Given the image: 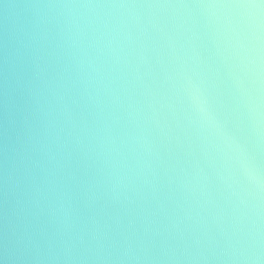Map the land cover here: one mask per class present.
<instances>
[{"label": "water", "instance_id": "95a60500", "mask_svg": "<svg viewBox=\"0 0 264 264\" xmlns=\"http://www.w3.org/2000/svg\"><path fill=\"white\" fill-rule=\"evenodd\" d=\"M45 3L159 7L70 18ZM248 4L264 13L0 0V264H243L233 245L264 235Z\"/></svg>", "mask_w": 264, "mask_h": 264}, {"label": "clouds", "instance_id": "9594fccd", "mask_svg": "<svg viewBox=\"0 0 264 264\" xmlns=\"http://www.w3.org/2000/svg\"><path fill=\"white\" fill-rule=\"evenodd\" d=\"M264 4V0H261ZM41 11L54 12L59 10L61 15H66L70 18L79 17H95L99 18L105 15H115L120 9L127 10L129 13L137 7H159L156 5H134V4H76V3H63L53 4L45 3L37 6ZM207 7L214 8L217 10L229 9L237 7L236 5L228 4H213ZM243 7L252 9L250 14L248 27L250 30V47L249 56L250 64L252 66L253 74L256 77L257 83L260 85V91L264 92V13L258 10L259 6L256 4H248ZM123 15L124 13H119ZM197 105L196 113L197 120L201 128H215L217 122L213 113L211 101L208 97L199 93L197 90ZM251 119L253 121L254 128L257 135L264 137V111H261L259 103H253L251 109ZM233 151L243 155V147L236 141L232 142L231 145ZM253 243L247 248L243 246V242L237 241L240 246L233 245L232 253L228 256V259L233 261H242L243 264H261L264 261V235H253Z\"/></svg>", "mask_w": 264, "mask_h": 264}]
</instances>
